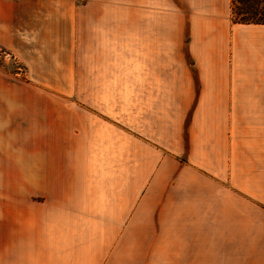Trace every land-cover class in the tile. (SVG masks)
<instances>
[{
    "label": "crops",
    "instance_id": "crops-1",
    "mask_svg": "<svg viewBox=\"0 0 264 264\" xmlns=\"http://www.w3.org/2000/svg\"><path fill=\"white\" fill-rule=\"evenodd\" d=\"M230 2L37 1L49 48L79 32L95 58L67 88L117 105L128 88L130 126L40 136L35 166L48 191L0 193V264H264V208L232 198L234 187L264 206V24L233 23ZM121 147L131 156L123 172L90 176Z\"/></svg>",
    "mask_w": 264,
    "mask_h": 264
},
{
    "label": "rangeland",
    "instance_id": "rangeland-1",
    "mask_svg": "<svg viewBox=\"0 0 264 264\" xmlns=\"http://www.w3.org/2000/svg\"><path fill=\"white\" fill-rule=\"evenodd\" d=\"M9 1V6L0 2V193L48 191V186L38 177L39 172L46 170L35 166L40 136L47 132L128 130L129 90H120V102L115 98L118 105L86 95L82 102L81 89L67 88V85L74 82L79 85L82 68L92 69L95 58L80 47L79 32L78 35L74 32L71 41L68 37L67 41L59 40V49L49 48L47 42L54 38L48 35L46 26L33 17L38 0ZM57 11H61L59 3ZM64 26V23L55 24L58 36L65 33ZM41 27L44 32L39 30ZM121 33L127 34V26H122ZM124 39L122 35V50L126 56H121L120 79L127 82L130 76L128 42ZM90 79H96L95 73ZM112 91L108 92L110 97H114ZM89 93H95V89H90ZM60 150L64 157L65 148L61 146ZM130 157L124 147L101 154L97 158L98 168L90 167V176L95 172L100 180L112 178L118 165L124 171ZM57 171L58 177L62 176L63 170ZM100 185H84L83 191H101ZM232 191L234 208H264L256 202L242 201L240 191L234 187Z\"/></svg>",
    "mask_w": 264,
    "mask_h": 264
},
{
    "label": "trees",
    "instance_id": "trees-1",
    "mask_svg": "<svg viewBox=\"0 0 264 264\" xmlns=\"http://www.w3.org/2000/svg\"><path fill=\"white\" fill-rule=\"evenodd\" d=\"M230 20L240 24H264V0H232Z\"/></svg>",
    "mask_w": 264,
    "mask_h": 264
}]
</instances>
